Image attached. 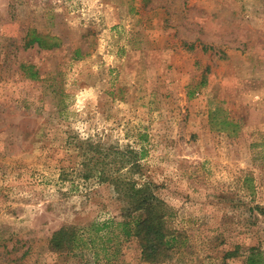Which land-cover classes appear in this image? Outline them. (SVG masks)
Returning a JSON list of instances; mask_svg holds the SVG:
<instances>
[{"label":"rangeland","instance_id":"rangeland-1","mask_svg":"<svg viewBox=\"0 0 264 264\" xmlns=\"http://www.w3.org/2000/svg\"><path fill=\"white\" fill-rule=\"evenodd\" d=\"M114 147L171 207L164 261L96 229L121 203L81 161L115 169ZM67 224L84 241L51 250ZM253 246L264 255V0H0V264H246Z\"/></svg>","mask_w":264,"mask_h":264},{"label":"trees","instance_id":"trees-1","mask_svg":"<svg viewBox=\"0 0 264 264\" xmlns=\"http://www.w3.org/2000/svg\"><path fill=\"white\" fill-rule=\"evenodd\" d=\"M29 37L27 45L37 43L41 48L50 49L58 46V42L44 41V35L33 33ZM44 37V38H43ZM49 39H58L49 36ZM22 67L25 65L22 64ZM30 65L25 68V74L31 79H38V71ZM129 148V147H128ZM107 155H114L113 159L118 166L108 170L98 169L97 164L90 165L91 158L85 154L81 161L84 167L83 178L87 179L93 172H97V179L106 183L115 193L121 203V219L114 222L108 219L99 223L96 229L110 227L113 224L120 227L125 236H135L141 248V258L149 263L164 261L170 257L171 250L177 241V230L169 225L172 216L171 207L163 199L158 197L148 181L139 182L133 175L140 172V165L136 161L137 152L129 149L114 150ZM134 159V160H132ZM129 162L128 169L121 170ZM95 170V171H94ZM84 236L75 225H62L55 230L50 239L49 247L56 252H73L78 248ZM246 264H264V255L256 246L249 249Z\"/></svg>","mask_w":264,"mask_h":264}]
</instances>
